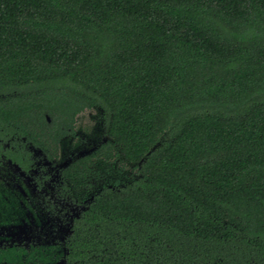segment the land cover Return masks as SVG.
<instances>
[{
    "label": "trees",
    "instance_id": "obj_1",
    "mask_svg": "<svg viewBox=\"0 0 264 264\" xmlns=\"http://www.w3.org/2000/svg\"><path fill=\"white\" fill-rule=\"evenodd\" d=\"M86 109L72 264H264V0H0V120Z\"/></svg>",
    "mask_w": 264,
    "mask_h": 264
},
{
    "label": "flooded vegetation",
    "instance_id": "obj_2",
    "mask_svg": "<svg viewBox=\"0 0 264 264\" xmlns=\"http://www.w3.org/2000/svg\"><path fill=\"white\" fill-rule=\"evenodd\" d=\"M12 122L0 120V264H72L73 226L93 200L66 175L77 153H60L74 126L54 144L51 130L41 140Z\"/></svg>",
    "mask_w": 264,
    "mask_h": 264
},
{
    "label": "rangeland",
    "instance_id": "obj_3",
    "mask_svg": "<svg viewBox=\"0 0 264 264\" xmlns=\"http://www.w3.org/2000/svg\"><path fill=\"white\" fill-rule=\"evenodd\" d=\"M98 112L95 109H86L75 117L74 130L71 136L61 141L60 153L71 157L82 150H89L99 142L105 140L102 135ZM63 157V155H62Z\"/></svg>",
    "mask_w": 264,
    "mask_h": 264
},
{
    "label": "water",
    "instance_id": "obj_4",
    "mask_svg": "<svg viewBox=\"0 0 264 264\" xmlns=\"http://www.w3.org/2000/svg\"><path fill=\"white\" fill-rule=\"evenodd\" d=\"M95 147H96V146H95ZM95 147H92V148L89 149V150H82V151H80V152H77L76 156H77V157H80V156H83V155H85V154H88V153H90ZM67 161H69V159H68Z\"/></svg>",
    "mask_w": 264,
    "mask_h": 264
}]
</instances>
